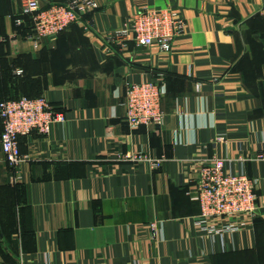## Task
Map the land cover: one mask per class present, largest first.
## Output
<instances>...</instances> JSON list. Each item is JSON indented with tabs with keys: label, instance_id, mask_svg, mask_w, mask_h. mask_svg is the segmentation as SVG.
Listing matches in <instances>:
<instances>
[{
	"label": "crops",
	"instance_id": "1",
	"mask_svg": "<svg viewBox=\"0 0 264 264\" xmlns=\"http://www.w3.org/2000/svg\"><path fill=\"white\" fill-rule=\"evenodd\" d=\"M94 1L34 45L21 0H0V101L41 95L66 119L21 137V182L0 146V264H264V0ZM168 7L185 22L170 52L109 41ZM143 81L164 85L163 124L130 129L124 93ZM138 153L161 167L120 159ZM212 159L257 181L255 214L222 239L194 219V165Z\"/></svg>",
	"mask_w": 264,
	"mask_h": 264
},
{
	"label": "built area",
	"instance_id": "2",
	"mask_svg": "<svg viewBox=\"0 0 264 264\" xmlns=\"http://www.w3.org/2000/svg\"><path fill=\"white\" fill-rule=\"evenodd\" d=\"M23 13L29 14L32 31L26 37L34 45L42 39H53L74 24H80L82 17L97 9L94 0H70L66 4H50L42 7L39 0H21ZM264 15V7L262 8ZM21 21H16L19 26ZM185 22L174 8H143L128 18L127 28L114 32L109 41L126 48V41L137 47L155 45L159 51L168 53L173 42L182 36ZM18 74L21 72L18 71ZM164 85L155 81H143L127 86L124 93V119L130 129L141 126H161L163 112L162 97ZM2 133L0 146L8 166L14 173L13 181L21 182L20 167L24 156L19 151L18 138L33 132L47 137L53 127L63 124L66 119L61 112L54 111L44 97L8 100L0 103ZM120 158V157H119ZM121 160L134 164H147L152 170L161 167L162 160L149 158L145 154L124 156ZM257 159H264V154ZM231 161L223 159L205 160L196 163L195 197L199 214L194 218L200 231L213 239L225 234L233 235L253 217L257 210V181L244 173L226 169ZM153 232L157 224L150 225Z\"/></svg>",
	"mask_w": 264,
	"mask_h": 264
},
{
	"label": "trees",
	"instance_id": "3",
	"mask_svg": "<svg viewBox=\"0 0 264 264\" xmlns=\"http://www.w3.org/2000/svg\"><path fill=\"white\" fill-rule=\"evenodd\" d=\"M25 15H26L25 16L26 17V21L23 20V22H21V24L19 26H16V24H15V28H16V33L18 35H21L22 37H25L26 38L31 33V31H32V21H31V16L29 14H25ZM22 97H25V98H28V99H37V98H40V97H43V96H41V95H35V96H28V95L17 96L15 98H7V99H4V100H1L0 103L1 102H4V101H8V100H18V99H20ZM51 106H52V108H53L54 111L63 113L60 110L58 111V109H56L55 107H53V105H51ZM0 127H1V131H0V137H1V133H2L1 120H0ZM21 137H24V136H21ZM21 137L18 138V141H20ZM19 151H20V147H19ZM20 154H21V152H20ZM9 169L12 171V169L10 167H9ZM19 185H17L16 187H19Z\"/></svg>",
	"mask_w": 264,
	"mask_h": 264
}]
</instances>
